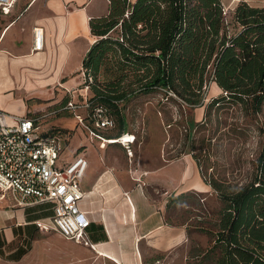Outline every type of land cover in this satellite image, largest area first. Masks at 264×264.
Returning a JSON list of instances; mask_svg holds the SVG:
<instances>
[{"label": "crops", "instance_id": "1", "mask_svg": "<svg viewBox=\"0 0 264 264\" xmlns=\"http://www.w3.org/2000/svg\"><path fill=\"white\" fill-rule=\"evenodd\" d=\"M262 6L264 0L255 4ZM108 10L109 0H19L9 15L0 12V108L17 116L37 117L49 109L58 113L65 94L81 83L84 60L97 40L90 21ZM35 29L44 34L40 52L33 50ZM24 92L43 94L48 104L27 107L20 96ZM114 130L100 132L90 144L96 141L97 147L77 151L63 163L78 156L88 161L80 182L81 208L91 222L88 236L95 249L50 228L52 204L20 208L10 193L5 198L0 193V264H51L55 253L69 264H209L203 261L209 258V250L203 252L209 248V229L201 222L209 220L210 186L193 153L165 160L161 151L135 147L134 135L108 138ZM125 136L131 139V153L116 141L100 148L102 139Z\"/></svg>", "mask_w": 264, "mask_h": 264}, {"label": "trees", "instance_id": "2", "mask_svg": "<svg viewBox=\"0 0 264 264\" xmlns=\"http://www.w3.org/2000/svg\"><path fill=\"white\" fill-rule=\"evenodd\" d=\"M90 28L97 40L83 63L85 87L94 94L89 101L111 115L109 108L120 117L117 103L157 91L200 108L210 83L222 94L207 115L232 106L250 118L263 112L264 6L241 0L227 13L222 0H109L108 14ZM258 130L261 149L242 185L206 177L192 146L204 182L223 205L210 232L213 264H264V121Z\"/></svg>", "mask_w": 264, "mask_h": 264}, {"label": "rangeland", "instance_id": "3", "mask_svg": "<svg viewBox=\"0 0 264 264\" xmlns=\"http://www.w3.org/2000/svg\"><path fill=\"white\" fill-rule=\"evenodd\" d=\"M234 1H224L227 2V13H231L239 3L236 2L235 6L228 8ZM248 1L255 6L263 0ZM12 77L14 78V75ZM100 80L104 81L105 78L101 76ZM213 84L215 83H210L205 90L204 106L196 109H190L187 105H183L180 100L166 96L165 91H157L147 95L141 94L119 102L116 107L120 117L115 113V109L109 108L116 120L117 127L106 135L113 139L123 134L134 135L137 138L135 147L143 144L149 146L146 147L149 150L161 151L165 160L184 157L186 153L192 152V146L195 144L198 150L194 153L201 157L203 172L206 177L213 175L217 179H227L232 184L242 185L252 174L254 161L261 149L262 139L258 128L260 123L264 121V107L263 112L255 118L247 117L238 106L213 111L209 116L206 114L208 104L222 94V90ZM72 94L76 96L73 99L78 103L83 102L85 97L89 99L94 95L91 90L85 92L83 75L81 76V83L72 90ZM68 95L71 97L70 93L65 94L66 97L59 104L61 109L58 113L55 114L53 109H49L45 113L39 114V117L46 116L41 120L43 124L42 133L49 130L65 133V149L59 165L69 160L77 151L83 152L88 147H97L96 141L93 143V147L90 146L92 138L89 131L78 123L75 116L62 110L68 101ZM20 96H22L23 103L33 109L35 107L42 108L44 104H48L43 101L49 100L43 94L31 97L27 92H24ZM20 96L17 94V99ZM78 114L83 117L86 116L82 110H79ZM121 117L127 122L125 126L120 121ZM85 125L88 124L85 123ZM201 147L203 148L201 149ZM206 203L209 209V220H204L201 223H207L209 229V248L203 250L204 253L210 250L213 245L210 232L215 233L217 231L219 213L223 208L217 193L211 187L209 200ZM60 239L64 240L63 238ZM59 245L58 251L60 252L62 245L61 243ZM214 255L217 256L218 253ZM207 256L211 257L213 254L209 253ZM203 261L213 264L206 256H203ZM70 262L72 261H68V263L63 261L60 253H55L51 264H69ZM17 264L37 263L25 261Z\"/></svg>", "mask_w": 264, "mask_h": 264}, {"label": "built area", "instance_id": "4", "mask_svg": "<svg viewBox=\"0 0 264 264\" xmlns=\"http://www.w3.org/2000/svg\"><path fill=\"white\" fill-rule=\"evenodd\" d=\"M18 1L0 0V12L9 15ZM34 32L33 50L40 52L44 48L43 30L35 29ZM86 91H89L87 86ZM70 95L64 111L73 114L78 123L89 131L92 139L98 138L100 132L116 128L115 120L105 107L86 97L78 103L73 99L76 97L72 93ZM79 110L84 111L86 116L78 114ZM45 117L17 116L0 108L1 198L10 193L20 208L52 204L54 216L50 228L68 241L95 249L88 236L91 222L81 208L85 194L80 182L85 177L88 161L84 156H78L67 166L59 165L66 138L50 130L42 133L41 120ZM112 141H118L127 153L132 152L131 144L124 137L119 140L102 139L100 148L115 144ZM38 227L47 229L40 223Z\"/></svg>", "mask_w": 264, "mask_h": 264}, {"label": "bare ground", "instance_id": "5", "mask_svg": "<svg viewBox=\"0 0 264 264\" xmlns=\"http://www.w3.org/2000/svg\"><path fill=\"white\" fill-rule=\"evenodd\" d=\"M125 138V140L127 141V142H129L130 144H131V139L130 138H128V137H124ZM117 143H118V141H116Z\"/></svg>", "mask_w": 264, "mask_h": 264}]
</instances>
